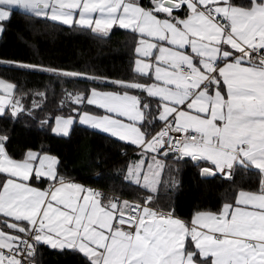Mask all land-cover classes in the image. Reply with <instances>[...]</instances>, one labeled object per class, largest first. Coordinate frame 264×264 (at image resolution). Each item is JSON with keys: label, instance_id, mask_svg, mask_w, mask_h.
Returning a JSON list of instances; mask_svg holds the SVG:
<instances>
[{"label": "snow or ice", "instance_id": "obj_1", "mask_svg": "<svg viewBox=\"0 0 264 264\" xmlns=\"http://www.w3.org/2000/svg\"><path fill=\"white\" fill-rule=\"evenodd\" d=\"M13 8L98 35L114 26L137 35L127 81L19 65L115 86L65 90L75 115L53 118L57 134L78 121L135 145L143 155L129 182L152 193L169 154L225 179L255 169L260 186L185 222L151 207V195L104 202L59 175L53 156L12 158L0 134V264H37L40 246L79 252L86 264H264V0H0V33ZM6 109L24 111L16 85L0 79V116ZM41 180L53 183L34 186Z\"/></svg>", "mask_w": 264, "mask_h": 264}, {"label": "trees", "instance_id": "obj_2", "mask_svg": "<svg viewBox=\"0 0 264 264\" xmlns=\"http://www.w3.org/2000/svg\"><path fill=\"white\" fill-rule=\"evenodd\" d=\"M141 2L148 4V0ZM3 26L0 78L16 85V98L24 109L15 116L9 111L0 116V134L7 135L5 148L12 158L21 159L28 151L49 154L58 160L59 175L99 186L105 198L142 201L151 195L150 206L172 210L174 216L185 221L192 220L198 212H219L223 204L234 203L241 190H258L260 174L255 169L234 168L231 179L220 174L203 178L201 170L210 167L208 163L170 156L164 159L167 168L158 190L152 193L126 178L137 150L132 144L80 125L78 121L67 136L54 131V117L75 115L71 112L74 105L66 101L65 90L83 92L99 87L102 91H115V86L19 65L127 81L133 76V61L137 58L136 34L115 27L106 35H98L86 28L36 18L19 9L11 11L10 19ZM79 107L93 114H104L92 105ZM153 127L157 130L160 125ZM40 183L44 184V180ZM37 251V264H86L83 255L73 250L40 246Z\"/></svg>", "mask_w": 264, "mask_h": 264}, {"label": "crops", "instance_id": "obj_3", "mask_svg": "<svg viewBox=\"0 0 264 264\" xmlns=\"http://www.w3.org/2000/svg\"><path fill=\"white\" fill-rule=\"evenodd\" d=\"M5 7H8V6H5ZM14 9H19V8H13L12 10H14ZM19 10H21V11H24V12H27V11H25V10H23V9H19ZM28 13V12H27ZM116 26H114L112 29H114ZM111 29V30H112ZM110 30V31H111ZM126 30V29H125ZM109 31V32H110ZM129 31V30H128ZM108 32V33H109ZM131 32V31H130ZM1 34L2 33H0V36H1ZM138 58V57H137ZM136 58V59H137ZM1 63V62H0ZM0 79H2V78H0ZM4 80V79H3ZM4 81H6V80H4ZM6 82H9V81H6ZM11 83V82H10ZM18 99V98H17ZM22 106V105H21ZM23 107V106H22ZM7 111H9L8 109H6V111L5 112H7ZM104 111V110H103ZM20 112H22V111H19V112H17V114L18 113H20ZM100 115V114H99ZM66 117V116H65ZM79 123V122H78ZM80 125H83V124H81V123H79ZM73 126V125H72ZM72 126H71V128H72ZM83 126H85V127H88V128H90V129H92L91 127H89V126H87V125H83ZM54 128H55V125H54ZM71 128H70V130H71ZM70 130H69V132H70ZM93 130H96V131H99V132H102L101 130H97V129H93ZM102 133H104V132H102ZM104 134H107V133H104ZM107 135H110V134H107ZM111 136V135H110ZM115 138V137H114ZM116 139H118V138H116ZM123 142H126V141H123ZM126 143H128V142H126ZM133 146H135V145H133ZM136 147V146H135ZM137 148V147H136ZM33 152H37V153H39L38 151H33ZM45 154V153H44ZM26 155V154H25ZM47 155H49V154H47ZM51 156V155H50ZM25 157V156H24ZM23 157V158H24ZM138 157V156H137ZM15 159V158H14ZM22 159V158H21ZM160 159H161V162L164 164V168H163V171H162V173H161V176H160V181H162V178H163V174H164V171H165V169L167 168V163H166V161L164 160L165 158L164 157H160ZM16 160H20V159H16ZM133 160L134 159H132L131 160V162H130V165H129V168L130 167H132L133 166V164H132V162H133ZM147 163V162H146ZM132 164V165H131ZM210 167H211V165H210ZM128 168V169H129ZM128 169H127V172H126V178H127V180H129V176H130V173L128 172ZM41 181H39V182H34V186H36V187H39V188H41V189H46L48 186H49V183H53V182H48V181H46V180H44V184L43 183H40ZM82 185V184H81ZM120 199V200H128V201H130L131 202V200L130 199H128V198H125V197H104V202H107V200L108 199ZM152 207V206H151ZM194 219V217L192 218V220ZM181 220H183V219H181ZM183 221H185V220H183ZM191 221V220H190ZM190 221H185V222H190Z\"/></svg>", "mask_w": 264, "mask_h": 264}, {"label": "built area", "instance_id": "obj_4", "mask_svg": "<svg viewBox=\"0 0 264 264\" xmlns=\"http://www.w3.org/2000/svg\"><path fill=\"white\" fill-rule=\"evenodd\" d=\"M159 130V128L157 129V131ZM173 157L176 158L175 154H173ZM233 174H234V169H233ZM222 176V175H221ZM233 177V175H232ZM67 180H70L72 182H76V183H79V184H82L83 186L87 187V188H92L96 191H99L103 194V197H105V193L103 191L102 188H100L99 186H95V185H92V184H89V183H84L82 181H80L79 179L75 178V177H71V178H66ZM131 202H138V201H131ZM156 209H159V208H156ZM163 210V209H161ZM164 211H167V210H164Z\"/></svg>", "mask_w": 264, "mask_h": 264}, {"label": "rangeland", "instance_id": "obj_5", "mask_svg": "<svg viewBox=\"0 0 264 264\" xmlns=\"http://www.w3.org/2000/svg\"><path fill=\"white\" fill-rule=\"evenodd\" d=\"M0 62L3 63L2 61H0ZM18 99H19V98H18ZM19 100H20V99H19ZM20 103H21V101H20ZM21 105H22V103H21ZM32 106H33V108H34V107H36V104H32ZM16 115H17V114H16ZM142 155H143V153L141 152V150L137 148L134 157H132V159H134L133 162H132V164L134 165V164H135V163L141 158ZM137 156H138V157H137ZM132 164H131V165H132ZM169 186H170V185H169Z\"/></svg>", "mask_w": 264, "mask_h": 264}, {"label": "water", "instance_id": "obj_6", "mask_svg": "<svg viewBox=\"0 0 264 264\" xmlns=\"http://www.w3.org/2000/svg\"><path fill=\"white\" fill-rule=\"evenodd\" d=\"M170 156H173V154H169L168 155V157H170ZM187 159H190V158H183V160H187ZM194 162H196V163H199V162H197V161H194ZM201 176L203 177V178H209V177H212V176H209V175H204V174H202V170H201Z\"/></svg>", "mask_w": 264, "mask_h": 264}]
</instances>
